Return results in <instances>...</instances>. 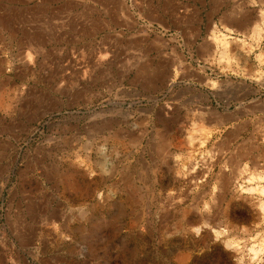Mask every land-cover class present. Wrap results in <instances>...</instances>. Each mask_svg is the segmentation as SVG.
Wrapping results in <instances>:
<instances>
[{
	"label": "rangeland",
	"instance_id": "1",
	"mask_svg": "<svg viewBox=\"0 0 264 264\" xmlns=\"http://www.w3.org/2000/svg\"><path fill=\"white\" fill-rule=\"evenodd\" d=\"M35 1L0 0V264H264V0L129 4L147 47L123 75L95 49L106 15L79 20L62 79L41 68L53 38L31 56ZM195 1L207 79L186 83L166 65L198 63Z\"/></svg>",
	"mask_w": 264,
	"mask_h": 264
},
{
	"label": "crops",
	"instance_id": "2",
	"mask_svg": "<svg viewBox=\"0 0 264 264\" xmlns=\"http://www.w3.org/2000/svg\"><path fill=\"white\" fill-rule=\"evenodd\" d=\"M29 1V0H28ZM133 3L137 12L145 11L147 1L146 0H36L34 8L31 12H28L27 18L23 28L28 36V43L34 45L36 49L32 52L34 62L36 61V52L39 51L41 46L47 44V39L53 38L56 44L59 46H48L45 50V54L42 61V67L44 68V76H51L53 70L59 67L61 70V76L59 78H69L68 73L77 74L78 70L83 65V62L78 59H65L61 52L67 49L64 48L61 43V39L67 33L69 29H77L81 25L79 20H90L98 18L104 14L107 17L106 28H100L97 32H103V35H107L106 41H99L95 46L97 52L104 50L111 58L107 62L111 72L115 74H127V68L129 65L123 61L127 53L131 50L143 51L147 47V39L144 30L133 31L130 27L132 21L130 19L129 4ZM196 4H201V1L193 2V12L200 19L196 18V21L201 24L203 21V28H195L192 31L196 37L202 35L199 41V51L197 52L198 63L190 64L187 66L188 70L185 73H180V66L176 65L174 61L166 65L168 71H171L172 80L177 79L186 83H194L203 75L204 81L207 79V10L200 13V10L196 7ZM161 8L157 6L158 12L162 13ZM75 22L69 25V20ZM162 34V33H161ZM0 35H3V30L0 29ZM37 36V41H36ZM45 48V47H44ZM59 54V55H58ZM53 55H57L53 58ZM70 55L73 56V49H70ZM19 61L26 62L25 67L30 66V57L27 50L20 56ZM98 65L97 62L93 64ZM34 67L33 65H31ZM55 78V77H54ZM32 81L31 77L20 79L19 83H28ZM45 83H55L56 79L46 78Z\"/></svg>",
	"mask_w": 264,
	"mask_h": 264
},
{
	"label": "bare ground",
	"instance_id": "3",
	"mask_svg": "<svg viewBox=\"0 0 264 264\" xmlns=\"http://www.w3.org/2000/svg\"><path fill=\"white\" fill-rule=\"evenodd\" d=\"M211 33L213 34V37L215 38V39H218V40H221L222 41V36L224 37L226 34H224L223 32H220V31H216V30H214V29H211ZM221 36V37H220ZM258 178H260V180L263 178V180H264V177H262V176H259L258 175ZM250 189H258V190H260V191H262V192H264V185L263 186H251V187H249Z\"/></svg>",
	"mask_w": 264,
	"mask_h": 264
},
{
	"label": "built area",
	"instance_id": "4",
	"mask_svg": "<svg viewBox=\"0 0 264 264\" xmlns=\"http://www.w3.org/2000/svg\"><path fill=\"white\" fill-rule=\"evenodd\" d=\"M48 119H50V117H48ZM96 162H97V161L93 159L91 163H92V165H93L94 167L97 166V168L99 169L100 166H99L98 164H96Z\"/></svg>",
	"mask_w": 264,
	"mask_h": 264
}]
</instances>
